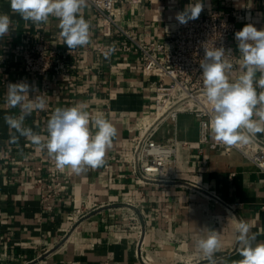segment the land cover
I'll list each match as a JSON object with an SVG mask.
<instances>
[{
	"label": "crops",
	"instance_id": "obj_1",
	"mask_svg": "<svg viewBox=\"0 0 264 264\" xmlns=\"http://www.w3.org/2000/svg\"><path fill=\"white\" fill-rule=\"evenodd\" d=\"M193 2L116 1L122 25L147 41L161 38L164 26ZM202 3L204 9L221 11L248 5L247 24L264 29V0ZM0 14L12 21L9 34L0 39V264H209L196 246L208 235L205 227L218 231L221 240L214 255L217 264H235L242 259L236 241L240 221L250 224L257 243L264 242V171L236 149H211L201 142L192 112L178 113L175 122H161L155 135L159 142L171 136L180 141L177 178L158 184L136 179L128 164L129 138L139 132L142 118L153 117V78L143 74L135 53L106 58L95 52L119 36L112 29L103 38L100 20L88 4L82 15L90 23V43L75 49L67 76L60 77L45 98L47 108L34 111L24 124L46 136V122L55 108L86 104L90 115L103 114L117 129L105 165L76 175L58 170L46 151H38L25 137L10 144L5 117L18 116L20 109L7 105L8 84L24 81L33 86L38 91H30L29 99L39 93L38 81L23 70L12 48L21 42L30 46L37 34L52 48H68L57 19L40 25L25 22L12 12L10 0H0ZM245 25L239 24L236 32ZM232 43L237 63L231 77L236 78L241 73L235 35ZM207 135L213 139L210 129ZM257 138L264 142V134ZM55 175L66 189L53 210L46 211L32 181L40 177L47 183Z\"/></svg>",
	"mask_w": 264,
	"mask_h": 264
},
{
	"label": "clouds",
	"instance_id": "obj_2",
	"mask_svg": "<svg viewBox=\"0 0 264 264\" xmlns=\"http://www.w3.org/2000/svg\"><path fill=\"white\" fill-rule=\"evenodd\" d=\"M87 4L88 0H10L12 12L25 22L40 25L50 18L57 19L60 36L69 52L90 43V23L82 15ZM203 9L202 0H195L175 18L186 25L198 19ZM11 25L9 15L0 14V39L9 34ZM235 40L241 73L238 77H231L234 65L225 58L226 54H232L231 49L226 53L222 46L205 48L200 61L208 126L213 140L228 148L249 145L258 134H264V29L257 30L252 24H246L235 33ZM115 51V43L108 45L104 56L108 58ZM30 91L38 90L24 81L8 84L7 105L20 109L18 116L5 117L9 143L25 137L38 151H46L58 170L67 169L76 175L104 166L106 153L117 135L113 124L103 114L90 115L88 106L78 103L55 108L46 122L47 135L35 133L25 126V118L34 111H44L47 102L42 95L29 99ZM202 230L208 235L200 238L196 246L209 264H217L214 255L221 248L218 231L208 227ZM236 232L242 259L235 264H264V242H256L250 224L240 221Z\"/></svg>",
	"mask_w": 264,
	"mask_h": 264
},
{
	"label": "built area",
	"instance_id": "obj_3",
	"mask_svg": "<svg viewBox=\"0 0 264 264\" xmlns=\"http://www.w3.org/2000/svg\"><path fill=\"white\" fill-rule=\"evenodd\" d=\"M116 1L88 0V5L100 20L103 38L109 37L112 29H116L119 36V40L115 42L101 43L95 52L104 55L106 47L115 43L114 53L137 54L143 74L153 78L151 100L154 118L150 122L145 117L142 118L137 128L139 132L129 138L131 147L128 164L136 179L140 183L158 184L177 178V151L180 141L171 136L159 142L155 135L161 122H175L180 112H192L197 117L199 139L208 143L209 148L236 149L264 171V142L257 137L253 143L239 148H228L208 139V104L203 96L200 68L205 48L221 46L226 53L231 49L232 54H226L225 58L234 65L233 69L236 67V49L232 38L239 24L251 22L250 6L227 11L205 8L198 19L189 21L186 25H181L177 20L169 21L164 26L161 38L147 41L122 25ZM118 1L132 5L139 0ZM12 52L20 55L23 70L38 81L37 95L44 98L60 77L63 79L67 76L68 58L76 53L75 50L69 52L50 47L41 34L36 35L30 46L21 42L12 48ZM2 69L0 66V72ZM32 186L38 190L41 207L46 211L53 210V205L66 189L58 175L52 176V180L47 183H43L42 178L38 177L32 181ZM213 198L222 202L218 196ZM262 208L264 223V206Z\"/></svg>",
	"mask_w": 264,
	"mask_h": 264
},
{
	"label": "bare ground",
	"instance_id": "obj_4",
	"mask_svg": "<svg viewBox=\"0 0 264 264\" xmlns=\"http://www.w3.org/2000/svg\"><path fill=\"white\" fill-rule=\"evenodd\" d=\"M153 118H154V116L152 118H144V119L148 120V122H150Z\"/></svg>",
	"mask_w": 264,
	"mask_h": 264
}]
</instances>
